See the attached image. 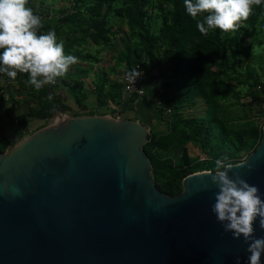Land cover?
<instances>
[{"label": "water", "instance_id": "95a60500", "mask_svg": "<svg viewBox=\"0 0 264 264\" xmlns=\"http://www.w3.org/2000/svg\"><path fill=\"white\" fill-rule=\"evenodd\" d=\"M51 121L0 149V264H247L248 245L212 212L214 171L189 174L169 195L145 150L148 125L59 108ZM232 164L229 175L264 198V126L257 148ZM255 235L264 237L258 221Z\"/></svg>", "mask_w": 264, "mask_h": 264}, {"label": "trees", "instance_id": "16d2710c", "mask_svg": "<svg viewBox=\"0 0 264 264\" xmlns=\"http://www.w3.org/2000/svg\"><path fill=\"white\" fill-rule=\"evenodd\" d=\"M67 2L70 6L60 12L68 11L69 15L63 17L70 19L68 29L57 27L58 31L71 33L65 43L67 53L85 61L98 59L90 51L73 49L82 46L80 40L115 49L120 44L118 36L123 34L125 47L113 56L126 66V72L137 65L147 71L146 97L154 98L169 125L166 131L151 126L152 135L145 145L161 191L177 195L183 191V180L189 174L214 171L217 159L243 161L257 148L264 126V64L254 60L255 42L247 43L246 38L251 31L264 30V5L254 6L235 34L224 35L217 29L203 35L197 28L198 20L187 14L183 0ZM103 73L112 82L107 96H101L106 82L96 84L100 103L112 100L129 107L140 99L126 96L122 81H114L106 69ZM84 83V77L72 81L80 105L87 96ZM247 97L251 107L259 106L252 117L245 110L250 106L244 101ZM198 105L204 111L191 113ZM56 108L64 113L69 110L56 100H46L30 116L50 118Z\"/></svg>", "mask_w": 264, "mask_h": 264}, {"label": "clouds", "instance_id": "9594fccd", "mask_svg": "<svg viewBox=\"0 0 264 264\" xmlns=\"http://www.w3.org/2000/svg\"><path fill=\"white\" fill-rule=\"evenodd\" d=\"M28 4L29 0H0V73L13 81L18 74H26L28 83L39 91L66 77L71 66L79 63V57L66 52L54 30L41 34L43 19ZM183 4L187 14L198 20L201 34L218 29L227 35L239 31L254 6L264 5V0H183ZM248 167L251 171L253 166ZM233 168L226 159H217L214 172L208 175L217 189L212 212L225 232L238 240L242 237L248 245L247 264H262L264 237H256L255 233L257 221L264 230V198L259 187L238 172L235 178L230 176ZM13 194L20 195L19 189L14 188ZM236 264H240L239 258Z\"/></svg>", "mask_w": 264, "mask_h": 264}, {"label": "crops", "instance_id": "0c3cea01", "mask_svg": "<svg viewBox=\"0 0 264 264\" xmlns=\"http://www.w3.org/2000/svg\"><path fill=\"white\" fill-rule=\"evenodd\" d=\"M29 7L32 8L31 5L28 4ZM35 14L39 15L43 19V28L41 29V34L48 30H54L57 33V36L62 40L60 36L63 34H67L66 39L64 38L62 41L64 43L68 42V38L71 35L70 32L58 31L57 27L62 26V22L64 19L59 20L52 14H43L35 11V8H32ZM65 16L69 15L68 11L63 12ZM45 15V16H44ZM67 24L70 23V19H68ZM67 26V25H66ZM82 47V46H81ZM66 50V48H65ZM93 68V67H92ZM82 71V70H78ZM78 71L76 73H78ZM84 72V71H83ZM70 73V75H68ZM67 73L66 79L68 81L67 84H63V80L59 79L58 85H46L39 91L35 90L33 86L28 83V76L26 74H19L17 78L13 81L10 79V84L5 89V93L0 95V149L7 150L14 145L21 142L26 137L33 134L38 129L50 124L52 121V116L50 118H42L40 116H30L31 112L35 108L41 107V104H45L46 100H49V96H51V101H58L60 104L67 105L69 110L66 114L71 116L84 115V114H99V115H109L113 114L115 116L124 117V112H120L121 110L118 108L120 105L118 103L110 100L108 105L99 104L96 100L97 106L95 109H101V112L89 110L87 104L80 105L76 100V96L74 93L77 89L73 88L74 92L71 93L72 81L76 78L71 76L73 73L70 70ZM92 82L91 91L95 93V87L98 82L95 79L90 80ZM74 86V85H73ZM86 88V87H85ZM84 88V89H85ZM83 89V91H84ZM87 94L86 92H84ZM72 94V95H71ZM73 96V97H72ZM73 98V99H72ZM88 95L86 96L87 100ZM92 101V100H91ZM56 113V112H55ZM126 118V117H125ZM20 121V122H19ZM19 122V123H18Z\"/></svg>", "mask_w": 264, "mask_h": 264}, {"label": "rangeland", "instance_id": "374dc122", "mask_svg": "<svg viewBox=\"0 0 264 264\" xmlns=\"http://www.w3.org/2000/svg\"><path fill=\"white\" fill-rule=\"evenodd\" d=\"M31 3L33 4L31 6L32 8H35V11L43 13L45 15L52 14L56 18H59V20H62L65 15L62 12V10L60 12V9L65 6H70L67 0L66 1L65 0H32ZM45 8L46 10L49 9V11H46ZM67 20L68 19H64L62 22V25L65 26L66 29H68V24L66 22ZM68 34L69 33L63 34L60 37L62 38V40L64 38L66 39ZM122 35L123 34L118 36L120 37L118 40L120 44L119 45L117 44V46L115 45L116 46L115 49H113L112 47H106L103 45H95L93 44L92 41H89L88 43H86L85 41H82V40H80V42L82 43V47L75 46L73 49L74 51H76L77 49H83V50L90 51L94 55H96V57L98 58V59H91L92 61H85L79 57V63L74 66H71L70 68V70L73 71V73H71L72 74L71 76H74V78H76L77 80H79L81 77H84V81H85L84 84L86 88L84 89L83 92H86L89 97L87 98L86 101H84V103L87 104L88 106L87 108L89 110H92V111L98 110V112H101V109L94 108L97 106L96 97H98V92L95 91L96 93L95 95L91 91L92 88L90 84L92 85V82L90 83V80L95 79L96 82L98 81L106 82V91L103 92L101 96H107L108 87L111 86L112 80L105 79V74L103 73V70L106 69L109 72V76L113 78L114 81L116 82L121 81L122 75L127 71L126 66L120 63V61L118 60V57L113 56V53L117 54L118 51L122 50L123 47H125V44L122 40ZM246 39H247V43H249L251 40H254L255 42V47L253 49V53H254L253 56L255 57L254 60L256 62L262 61V64H264V30L262 31L257 30L255 33H252L251 31L247 33ZM83 69H86V70H84V72L78 71V70H83ZM77 71L78 73H76ZM260 71L262 72L263 70L261 69ZM68 75H70V73H68ZM73 92L74 90L73 88H71V93ZM148 96H152V94L149 93ZM249 100L250 99L248 97L244 98V101L248 103V105L251 104L249 103ZM97 102L100 104L99 99L97 100ZM109 103L110 102L106 103L105 105H108ZM135 103H134L135 104L134 106H132L133 105L132 103L129 104V107L124 106L123 104H117V105H120L118 108L121 110L120 111L121 113L125 111L124 117L126 118L139 120L143 122L144 124L148 125L150 128L151 126L154 127V129L156 130L166 131L169 129L168 120H166L163 110H159L157 108L158 103L154 102V98L143 97V98H140ZM257 105H253V107H251V105L249 107L248 106L245 107L246 113L248 114L249 117L256 115L258 111V107H259ZM131 106L133 107L132 109H131ZM261 108L264 109V105H262ZM203 111H204V108L202 107V105H198L197 107L193 108V110H191V113L197 114Z\"/></svg>", "mask_w": 264, "mask_h": 264}, {"label": "built area", "instance_id": "2783aa9c", "mask_svg": "<svg viewBox=\"0 0 264 264\" xmlns=\"http://www.w3.org/2000/svg\"><path fill=\"white\" fill-rule=\"evenodd\" d=\"M146 77H147V71L146 69L142 68L140 65H137L133 71L124 73L121 77V81L123 83L126 96H130V97L137 96L139 98L146 97V89L144 87ZM9 84H10V79L3 73H0V95H3L5 93V89L8 87ZM58 84H59V80H57V82L54 85H58ZM135 104H133V106ZM168 111L170 112V110Z\"/></svg>", "mask_w": 264, "mask_h": 264}]
</instances>
